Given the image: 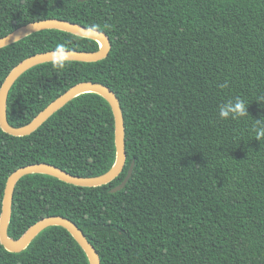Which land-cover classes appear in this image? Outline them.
Returning <instances> with one entry per match:
<instances>
[{"label":"trees","instance_id":"obj_1","mask_svg":"<svg viewBox=\"0 0 264 264\" xmlns=\"http://www.w3.org/2000/svg\"><path fill=\"white\" fill-rule=\"evenodd\" d=\"M58 18L103 31L99 61H53L22 73L7 96L13 126L29 123L69 88L103 83L121 104L123 171L80 186L47 173L16 184L8 234L38 220H73L101 264H264V0H0V38L36 20ZM63 49L95 51L98 40L60 29L36 31L0 48V87L23 59ZM227 87H221V85ZM239 97L249 115L222 119ZM115 116L100 93L84 92L29 135L0 126V215L6 182L19 167L47 162L97 176L117 160ZM134 162L126 186L122 182ZM0 264H90L63 226L39 232L20 252L0 240Z\"/></svg>","mask_w":264,"mask_h":264},{"label":"water","instance_id":"obj_2","mask_svg":"<svg viewBox=\"0 0 264 264\" xmlns=\"http://www.w3.org/2000/svg\"><path fill=\"white\" fill-rule=\"evenodd\" d=\"M79 2L87 0H78ZM44 29H60L70 33L81 36L92 37L99 41L100 48L95 51H80L75 49H64L68 56V60L77 61H99L108 56L111 49V42L106 34L94 27L85 26L83 24L70 22L58 18H47L29 22L11 33L0 38V48L12 44L20 39L30 35L36 31ZM56 50H49L36 53L18 63L7 75L0 87V126L4 131L12 135L22 136L29 135L37 128H39L51 115L63 107L74 97L84 92H97L103 95L110 103L114 116L116 126V147L117 160L115 165L106 173L97 176H80L72 174L54 164L47 162H39L21 166L16 169L8 178L5 186L2 212L0 215V240L6 249L12 252H20L24 250L34 237L43 229L52 225H61L65 227L75 239L86 250L90 258V264H101L100 255L96 248L86 237L81 228L71 219L63 215H49L46 216L33 225L19 238L15 239L8 234V225L12 212V204L14 198V191L17 182L25 175L32 173H47L54 175L68 183L80 186H99L104 185L115 179L123 171L126 164V141H125V123L121 104L112 88L109 86L94 81H82L66 92L53 100L47 107L40 111L29 123L22 126H13L10 124L7 117V96L8 93L18 79V77L31 67L47 62L53 61V56ZM134 169V162H132L127 175L121 183L113 187L112 192H117L123 189L130 180Z\"/></svg>","mask_w":264,"mask_h":264},{"label":"clouds","instance_id":"obj_3","mask_svg":"<svg viewBox=\"0 0 264 264\" xmlns=\"http://www.w3.org/2000/svg\"><path fill=\"white\" fill-rule=\"evenodd\" d=\"M68 56L64 52L62 47H58L53 56V63L57 68H63L68 63ZM221 87H227V85H221ZM249 115L248 105L245 101L239 97L234 100H228L226 103H222L219 106V116L222 119H236L238 117H244ZM255 139H264V120L256 119V126L254 127Z\"/></svg>","mask_w":264,"mask_h":264},{"label":"bare ground","instance_id":"obj_4","mask_svg":"<svg viewBox=\"0 0 264 264\" xmlns=\"http://www.w3.org/2000/svg\"><path fill=\"white\" fill-rule=\"evenodd\" d=\"M102 60V59H101Z\"/></svg>","mask_w":264,"mask_h":264}]
</instances>
